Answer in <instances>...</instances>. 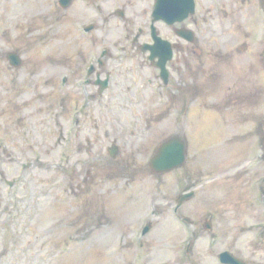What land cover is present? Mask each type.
I'll return each instance as SVG.
<instances>
[{
	"label": "rangeland",
	"instance_id": "1",
	"mask_svg": "<svg viewBox=\"0 0 264 264\" xmlns=\"http://www.w3.org/2000/svg\"><path fill=\"white\" fill-rule=\"evenodd\" d=\"M261 2H211L163 88L129 42L132 24L126 31L100 17L86 35L51 0H0V264H219L224 250L264 264V204L253 182L264 176ZM103 49L111 56L102 72L117 70L108 101L96 99L70 136L83 59ZM11 50L19 68L7 63ZM173 133L188 138L186 163L153 174L144 167ZM190 189L194 198L174 212Z\"/></svg>",
	"mask_w": 264,
	"mask_h": 264
},
{
	"label": "flooded vegetation",
	"instance_id": "2",
	"mask_svg": "<svg viewBox=\"0 0 264 264\" xmlns=\"http://www.w3.org/2000/svg\"><path fill=\"white\" fill-rule=\"evenodd\" d=\"M156 0H68V6L65 8L66 11H71L75 14V19L72 20V18L69 20L70 23H75L79 27H83L85 25H93L96 27L95 23H97L100 19V17L105 18V20H118L117 24L119 27L122 23L127 24L125 30L128 31V26L132 24L134 27V30L136 32L132 35L131 40L129 42L131 44H135L134 48L139 50V47L144 44L151 45L153 43V40L150 37V26L153 25L155 29V33L161 37V39H165L168 42H171L173 44L177 43L178 47H182L183 41L180 43V39L174 35V30L179 27H190L194 31L200 26V21L196 18V16H206V9L207 6H211L212 0H205L204 3L200 4V0H194L196 3V10L195 14L191 16L188 20H186L184 23L180 24H174L172 26L166 25L162 20H156L154 22L151 21V13L154 9ZM161 0V3L158 4L160 11H174V9H179V1L178 0H172V3L166 2L164 3ZM172 7L171 10H168ZM210 8V7H208ZM64 10V9H63ZM143 14V20L135 19L136 16L139 14ZM87 16V17H86ZM89 16V17H88ZM86 17V18H84ZM133 21L130 23V21ZM204 21V19H203ZM86 22V23H85ZM85 23V24H84ZM124 30V29H123ZM124 30V31H125ZM124 37H126V32L124 33ZM134 38V39H133ZM127 41H125L126 43ZM92 44L95 45L94 42ZM97 45H95L96 47ZM119 48H126L123 44L119 45ZM109 56H111L109 54ZM106 60V58H105ZM126 61L127 58H124ZM142 64H148L151 63L147 59V56L145 55L143 57V60L141 61ZM107 65V62H106ZM105 62L103 65H100V68L97 69V71L100 74H105L110 78L109 73L111 74V71H114V69L110 68V70L105 69L103 72L101 71L102 68L105 66ZM168 68L172 72L173 70H177L172 62L168 63ZM173 70H172V69ZM109 84V83H108ZM188 103V106L191 104H194V96L189 97L188 99L184 100V103ZM93 106L89 107L92 108Z\"/></svg>",
	"mask_w": 264,
	"mask_h": 264
},
{
	"label": "water",
	"instance_id": "3",
	"mask_svg": "<svg viewBox=\"0 0 264 264\" xmlns=\"http://www.w3.org/2000/svg\"><path fill=\"white\" fill-rule=\"evenodd\" d=\"M19 64V62L14 63V65ZM185 159V144L182 139L177 136H172L160 145L157 154L152 158L150 167L158 172H166L179 167L183 164ZM189 195L182 196L181 200L185 199ZM222 254L221 257H225ZM231 264H238L237 262H230Z\"/></svg>",
	"mask_w": 264,
	"mask_h": 264
}]
</instances>
